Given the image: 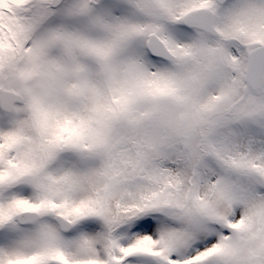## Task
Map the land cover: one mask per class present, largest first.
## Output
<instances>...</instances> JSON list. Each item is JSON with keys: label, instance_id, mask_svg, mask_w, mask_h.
Masks as SVG:
<instances>
[{"label": "snow or ice", "instance_id": "obj_1", "mask_svg": "<svg viewBox=\"0 0 264 264\" xmlns=\"http://www.w3.org/2000/svg\"><path fill=\"white\" fill-rule=\"evenodd\" d=\"M0 264H264V0H0Z\"/></svg>", "mask_w": 264, "mask_h": 264}]
</instances>
